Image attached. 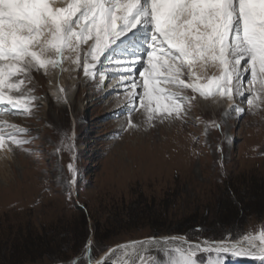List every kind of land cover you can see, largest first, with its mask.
I'll return each mask as SVG.
<instances>
[{
  "label": "rangeland",
  "instance_id": "obj_1",
  "mask_svg": "<svg viewBox=\"0 0 264 264\" xmlns=\"http://www.w3.org/2000/svg\"><path fill=\"white\" fill-rule=\"evenodd\" d=\"M123 59L104 58L94 75L82 71L79 77L76 65L64 61L66 70L32 71L21 92L13 93L36 99L30 113L0 115L27 129L18 138L29 141L0 152V244L27 231L42 238L40 232L54 227L66 242L62 258L80 264H87L89 241L93 263L113 250L107 264H122L126 247L153 238L228 244L248 239L259 245L249 238L264 230V103L253 109L246 96H236L243 111L229 113V107L213 110L208 99L184 89L196 99L185 105L181 119L149 123L142 109L137 116L134 110L138 126L132 128L128 109L119 107L125 105V84L115 74L127 65L117 64L115 71L110 64ZM212 69L219 71L209 66V75ZM240 202L245 209L231 218ZM252 208L261 214H251ZM159 251L151 257L163 261ZM216 258L214 250L198 256L200 264ZM220 259L262 264L232 253Z\"/></svg>",
  "mask_w": 264,
  "mask_h": 264
},
{
  "label": "snow or ice",
  "instance_id": "obj_2",
  "mask_svg": "<svg viewBox=\"0 0 264 264\" xmlns=\"http://www.w3.org/2000/svg\"><path fill=\"white\" fill-rule=\"evenodd\" d=\"M56 4L57 0H0V105L6 106L0 108V115L30 113L36 97L13 93L21 92L32 70L47 71L51 66L64 71L63 62L69 61L82 66L88 76L95 74L104 58L117 57L130 58L117 60L127 67L115 74L121 84L131 85L125 88V107L132 128L138 126L132 115L137 99L149 123L181 119L185 105L196 99L185 95L184 89L205 99L227 97L233 101L229 113L243 111L234 101L236 96H246L249 108L264 103V0H62V6ZM209 66L219 73L209 75ZM137 72L142 84L133 78ZM245 81L248 88L242 91ZM27 131L0 120V150L10 152L9 144L28 143L18 138V133ZM249 239L260 244L238 248L221 240L205 242L210 247L201 248L200 243L168 240L174 246L164 249L153 238L139 245L133 242L122 264H137V260L139 264H200L199 253L213 250L217 258L210 264H223L220 257L229 252L259 258L264 264V230ZM153 242L164 250L163 261L151 257V246L145 247ZM90 245L91 241L83 253L87 264H93ZM66 264L80 262L74 258Z\"/></svg>",
  "mask_w": 264,
  "mask_h": 264
},
{
  "label": "trees",
  "instance_id": "obj_3",
  "mask_svg": "<svg viewBox=\"0 0 264 264\" xmlns=\"http://www.w3.org/2000/svg\"><path fill=\"white\" fill-rule=\"evenodd\" d=\"M245 197L248 198L247 196ZM239 205H240L239 208L234 206L232 207L231 218L234 219L238 218V216L240 215V212H238V210L242 212L243 209H245L243 208L241 202L239 203ZM250 212L255 216L261 214V211L257 210L256 208H252ZM262 214H264V212H262ZM146 222L150 226H152L153 229L156 228L155 226L152 225L150 221L149 222L146 221ZM223 225H227V224H223ZM182 229L177 228L176 231H180L181 233H183L184 231ZM164 231L166 232V230L161 229L158 232L161 233ZM34 234L35 233H31L27 231L26 235L24 236L18 234L17 236L15 235L13 238L11 237L10 240L7 239L6 242L4 240H3L4 242L1 241L2 243L0 244V264H22V263L44 264L45 262H47L48 264H52L56 262H62V263L67 262L68 259L67 257L65 258L66 260L62 258L63 255L62 251L66 242L65 240H62V238H60V240L58 239L59 237L58 228L56 229L54 227H51V228H47L43 232H40L39 237L42 236V238H38V237L36 238ZM155 234H157V232H155ZM183 234H185V232ZM104 239L105 238H102V240ZM71 258L72 257H70L68 261H70Z\"/></svg>",
  "mask_w": 264,
  "mask_h": 264
},
{
  "label": "bare ground",
  "instance_id": "obj_4",
  "mask_svg": "<svg viewBox=\"0 0 264 264\" xmlns=\"http://www.w3.org/2000/svg\"><path fill=\"white\" fill-rule=\"evenodd\" d=\"M56 6H62V0H57V4H56ZM85 50H86V46H85ZM124 59L123 60H126L125 58H127V57H123ZM116 59V58H115ZM130 59V58H129ZM69 62V61H68ZM70 64V63H69ZM110 64H114V69L113 70H118L119 68H117L116 66H117V64L118 65H126V64H124V63H110ZM75 65V64H74ZM73 65V66H74ZM53 68V67H52ZM82 68V69H81ZM126 68V67H125ZM124 68V69H125ZM216 69V68H215ZM215 69H212L213 71L210 73V74H218L219 73V71H215ZM32 71H36V70H32ZM82 71H83V67L81 66L80 68H78L77 69V72H76V74H77V76L79 77L81 74H82ZM38 72V71H37ZM84 72V71H83ZM32 73V72H31ZM136 81H137V83L138 84H142V79L139 77V73L137 72V73H135V75H134V77H133ZM119 80H121V77H120V79ZM123 86V88H130L131 87V85L130 84H128V85H122ZM120 88V87H119ZM248 88V84L245 86V87H243V89H241L242 91H244V89H247ZM141 91H142V89H141ZM110 92L108 91L105 95H107V94H109ZM126 97H127V93H125L124 95H123V99H126ZM118 100H121V99H118ZM209 101H210V104H211V106H212V109L213 110H218L219 108H222V107H229V105H230V101H228L227 100V97H223V98H220L219 96H217L215 99H212V98H209L208 99ZM227 100V101H226ZM125 104H126V101L124 102ZM136 104H137V110H136V116L137 115H141L142 113H140V111H141V109H139V100L137 99V101H136ZM122 106L124 107L125 105L123 104V103H119V107H120V109H122ZM126 109V108H125ZM169 119V118H168ZM167 119V120H168ZM164 120V119H163ZM170 121V120H169ZM123 123L124 124H127V122L126 121H123ZM4 150H0V152H3ZM168 240H173V241H180V242H183L181 239H179V238H171V239H162V240H160V239H155L154 241H159L160 242V244H163L164 245V247H166V248H169V247H172V246H174V245H170V244H167L166 243V241H168ZM148 241H152V240H146V241H143V242H148ZM185 241V240H184ZM188 242V241H187ZM136 243V242H135ZM252 243H255L254 241H252V240H248V239H245V240H242V241H239V242H237V243H232V244H235V245H237L238 246V248H248L249 246H250V244H252ZM137 245H139V243H136ZM160 244H157V243H152L151 245H149V244H147V243H145V247L147 248V247H149V246H151V248H152V251H154V250H158V253L160 254V252L161 251H159V250H161V247H160ZM200 244H201V248H209L210 247V243H205V242H200ZM185 247H187V244H185ZM132 248H133V246L131 247H126L125 249H127V252H129V253H131L132 252ZM229 253H231V252H229ZM226 254H228V253H226ZM234 255V254H233ZM112 257V254L111 255H109V252H108V254H106L105 256H104V258L103 259H106L107 260V263L109 262V260H110V258ZM160 257V256H159ZM124 258H125V256H124ZM165 258V257H164ZM160 259V258H159Z\"/></svg>",
  "mask_w": 264,
  "mask_h": 264
},
{
  "label": "water",
  "instance_id": "obj_5",
  "mask_svg": "<svg viewBox=\"0 0 264 264\" xmlns=\"http://www.w3.org/2000/svg\"><path fill=\"white\" fill-rule=\"evenodd\" d=\"M157 239H160V240H162L163 238H157ZM183 240V239H182ZM140 241H145V240H140ZM186 241V240H185ZM106 254V253H105ZM104 254V255H105ZM104 255L99 259V260H101V259H103L104 258ZM99 260H97V261H99ZM93 264H95V262L93 263Z\"/></svg>",
  "mask_w": 264,
  "mask_h": 264
}]
</instances>
